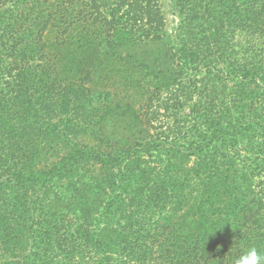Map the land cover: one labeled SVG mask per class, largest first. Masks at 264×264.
<instances>
[{
    "label": "trees",
    "instance_id": "16d2710c",
    "mask_svg": "<svg viewBox=\"0 0 264 264\" xmlns=\"http://www.w3.org/2000/svg\"><path fill=\"white\" fill-rule=\"evenodd\" d=\"M170 1L0 0V264L264 250V0Z\"/></svg>",
    "mask_w": 264,
    "mask_h": 264
},
{
    "label": "clouds",
    "instance_id": "9594fccd",
    "mask_svg": "<svg viewBox=\"0 0 264 264\" xmlns=\"http://www.w3.org/2000/svg\"><path fill=\"white\" fill-rule=\"evenodd\" d=\"M210 234L212 233H209V235ZM219 247L222 246H218V248ZM231 264H264V250L254 245L248 246L242 249L238 255L232 258Z\"/></svg>",
    "mask_w": 264,
    "mask_h": 264
},
{
    "label": "rangeland",
    "instance_id": "374dc122",
    "mask_svg": "<svg viewBox=\"0 0 264 264\" xmlns=\"http://www.w3.org/2000/svg\"><path fill=\"white\" fill-rule=\"evenodd\" d=\"M163 9L165 11L164 17H163V23L165 25V29H167L169 32H174L175 28L177 26L178 18L175 14V12L172 9L171 1L170 0H160Z\"/></svg>",
    "mask_w": 264,
    "mask_h": 264
}]
</instances>
